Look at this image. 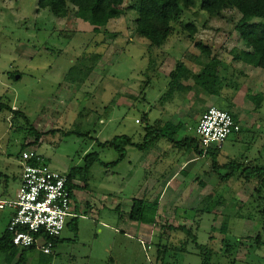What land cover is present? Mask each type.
<instances>
[{
  "label": "rangeland",
  "instance_id": "rangeland-1",
  "mask_svg": "<svg viewBox=\"0 0 264 264\" xmlns=\"http://www.w3.org/2000/svg\"><path fill=\"white\" fill-rule=\"evenodd\" d=\"M189 1V9L181 4L182 21L200 26L196 41L217 45L215 67L224 83L220 97L199 87L202 94L195 96V106L184 103L189 112L178 117L177 102L164 100L170 99L168 70L178 60L187 64V51L200 53L179 23L173 24V34L161 48L150 49L149 41L135 33L139 0H126L119 8L120 18L109 23V35L96 34L72 13L57 18L48 8L40 9L38 0H0V102L23 114L0 109V198H17L24 148L37 151L62 173L83 167L85 156L92 152L101 161L90 170L88 188L76 192L80 216L73 207L74 216L67 218L52 254H42L40 243L25 254L23 264H204L206 260L208 264H264V190L256 191L264 169V94L257 96L264 93V75H243L238 69L242 61L236 57L245 45L235 30L241 17L237 10L208 20L200 10L202 0ZM91 54L102 58L77 86L75 80L85 70L80 59ZM205 64L200 61L197 72ZM12 73H17L14 78ZM189 83L197 86L192 79ZM213 101L240 117L238 139L231 135L218 150L217 172L210 156L191 161L187 183L168 191L166 210L152 225L153 236L139 235L123 220L131 205L123 203L121 212L115 207L132 196L144 198L146 173L164 176L198 157L195 124ZM155 120L162 123L150 127L145 144L146 129ZM33 128L42 135L39 145ZM123 135L145 145L144 149L128 147L127 159L114 167L103 165L118 160L120 154L110 147L100 148L97 140ZM147 153L163 155L151 169H138ZM231 163L239 168L231 180L223 181L221 177L232 171ZM210 172L214 175L203 189L195 179H208ZM76 183L83 186L78 178ZM158 187L160 193L163 184ZM191 193L194 197H188ZM149 199L147 194L145 200ZM9 213V208L0 210V238ZM179 225L186 227L177 229ZM21 251L0 250V264H16Z\"/></svg>",
  "mask_w": 264,
  "mask_h": 264
},
{
  "label": "trees",
  "instance_id": "trees-1",
  "mask_svg": "<svg viewBox=\"0 0 264 264\" xmlns=\"http://www.w3.org/2000/svg\"><path fill=\"white\" fill-rule=\"evenodd\" d=\"M125 1L126 0H38V6L40 9L48 8L55 17L60 19H65L70 15V13H72L77 19L90 24L93 27V32L96 34L104 31L105 34L109 35V31L107 29L108 25L112 19L120 18L119 8L124 5ZM182 2L186 9L190 8L191 3L189 0H139L136 9L137 18L135 21V33L149 41L150 49L161 48L173 34V24L178 23L180 24L183 32H187L188 37L195 42L200 33V26L194 22L185 23L182 21L184 15V11L181 8ZM200 10L208 15V20L222 17L223 12L225 11L237 10L241 14V17L235 26V30L238 33L239 40L244 43L245 50H242L236 59L238 61H242L246 65L264 71V0H202L200 3ZM256 19L257 21H255ZM202 26L206 28L208 26V22H205ZM195 47L199 49L200 53L198 55H193L187 51L184 56L187 59V64L183 61H179L176 68L170 73L172 82L170 83L167 93L169 98H171L177 91L186 90L187 87L184 86L182 82H188L191 79L195 82V85L203 87L211 95L220 97L224 79L220 78L217 73L218 71L215 67V63L218 59L215 56L213 57V49L211 46H206L203 42H196ZM188 56H192V58H188ZM101 58V54H91L80 59V63L82 67L84 65L85 70H79L81 71V76L79 80H75L77 86H80L87 79ZM200 61H206V64L202 68L201 72H197L196 67L200 65ZM16 74L17 73H12L11 77L14 78ZM20 78L21 74H19V79ZM257 96H263V94L259 93ZM258 105L259 103L256 106L258 107ZM0 109H7L8 111L14 112L16 115L23 116L20 112L12 110L10 106L1 102ZM227 111L232 114L236 121L235 113H232V110ZM32 131H34L37 135L35 143L36 145H39L38 141L42 135L37 133L34 128ZM149 134L150 133L147 132L145 135V144L149 143ZM161 135L162 134H159L158 136ZM187 140L188 138L184 141L185 144L187 143ZM96 143L100 148L110 147L120 154L118 160L109 164L102 163L107 167H114L122 162L127 156L128 147H136L140 149H144L145 147V145L134 143L130 137L125 135L116 136L112 140L105 142L97 140ZM196 145V152L203 155V150L199 144V140H196ZM25 149L26 148H24V150ZM218 150L220 149L210 150L206 155L212 158V165L215 172H217L220 167L217 162ZM84 161L85 164L83 167L73 168L67 173L68 183L73 192L88 188L90 170L95 163L101 162L99 154L96 152L87 154ZM228 165H230V163ZM238 168V166L231 163L232 171L227 173L225 176H222L221 179L223 181L231 180L235 176ZM77 178L81 181V183H83V186L76 183ZM245 178L251 179L253 177L245 176ZM263 190L264 169L260 171L258 175V187L256 188V191L258 192ZM74 198L75 210L77 212L76 215L79 217L80 209L76 203V196ZM158 210L159 198L152 202L142 198L133 199L128 218L129 220L139 224L153 225L157 223ZM117 211L119 210L117 209ZM172 228L173 227L169 226V229ZM225 228L226 225L222 226V229ZM177 229L182 230L184 227L179 226ZM58 241L59 238L57 240H53V245L55 246ZM11 249L17 251V247L12 244L11 234L6 230L4 236L0 238V250L7 252ZM35 249H37L35 246L27 249H21L22 251L16 264H23L25 254ZM41 253L44 255H50L45 254L42 251ZM204 264H208V260H206Z\"/></svg>",
  "mask_w": 264,
  "mask_h": 264
},
{
  "label": "built area",
  "instance_id": "built-area-1",
  "mask_svg": "<svg viewBox=\"0 0 264 264\" xmlns=\"http://www.w3.org/2000/svg\"><path fill=\"white\" fill-rule=\"evenodd\" d=\"M194 130L206 156L210 150L221 149L231 135L241 131V126L229 111L210 106ZM21 161L22 186L16 200L0 198V210H13L6 230L15 247L27 249L42 243L39 250L51 254L53 240L61 237L67 218L74 216L71 211L76 192L70 188L67 173L53 170L37 151L24 150ZM141 243L151 248V244Z\"/></svg>",
  "mask_w": 264,
  "mask_h": 264
},
{
  "label": "crops",
  "instance_id": "crops-1",
  "mask_svg": "<svg viewBox=\"0 0 264 264\" xmlns=\"http://www.w3.org/2000/svg\"><path fill=\"white\" fill-rule=\"evenodd\" d=\"M209 26V25H208ZM196 42H199V41H196L192 44V46L195 47V43ZM242 43V42H241ZM206 45V44H205ZM206 46H209V45H206ZM216 46L215 44H212L211 47H212V54H213V57H217L218 59V56L217 54L215 53V49H216ZM210 47V46H209ZM197 53L195 52V55ZM198 55V54H197ZM179 61H182V60H178ZM177 66V64H176ZM238 69L241 70V74L243 75H248V76H257L259 74H262L264 75V71L261 70V69H258V68H254L252 66H249V65H246L242 62V64L238 65ZM176 68V67H175ZM174 67L172 69H169L167 72L169 74V77H170V73L175 69ZM182 84L184 86L187 87L186 90H182V91H177L175 92L174 94L176 95H173L170 99H164V100H172L173 102H177V105H178V109H179V114H178V117L180 116H185L187 115V112H189V108L188 109H185V106H183V104H188L187 107H190V105L195 102V96L197 97H201V94H202V89L199 88V86H193L188 82L186 81H183ZM170 87V86H169ZM264 94V93H262ZM163 100V101H164ZM165 102V101H164ZM196 103L192 104L191 107L195 106ZM212 105L211 106H215L214 105V101L211 103ZM210 106H207L204 111ZM202 115V114H201ZM235 117H236V121L240 124L241 126V123H240V117L235 113ZM199 118L198 117V120L195 124V126L197 125L198 121H199ZM156 122V123H155ZM162 122L161 121H158V120H155L154 121V124L153 126H148L146 130H150V127L152 128H156V126L160 125ZM149 130L147 132H149ZM241 132V131H240ZM239 132V133H240ZM150 133V132H149ZM238 133V134H239ZM147 134V133H146ZM238 134H233V136H235L234 138L235 139H238ZM150 135V134H149ZM149 137V136H148ZM110 141V140H109ZM133 141V140H132ZM153 144V143H152ZM158 144V143H157ZM128 149V148H127ZM148 155H146L145 157V161L141 164L138 165V169H151L154 165V163L156 161L159 160V158L163 155V153H147ZM166 154V153H165ZM198 157H191L190 158V162H184L183 164L179 165V166H176L174 168V170H172L171 173L169 174H166L164 176L160 175V176H154V174L151 172L149 173H146L145 174V186H143L142 188L145 187V189H143V195H144V198L146 197V195H150V201H154L155 199L159 198V210H158V215H157V221H158V217L160 216L161 212H163V210H166V207H165V202L167 201V197L169 196L168 194V191L169 190H173L175 189L174 188V185H176L178 188H182L183 185H185L187 183V179H186V175L187 174V168L189 167V164L191 163V161L194 163V162H197L200 158H207L208 156H203V155H200L199 153H196ZM43 156V155H42ZM128 157V153H127V156L125 159H127ZM45 158V157H44ZM124 159V160H125ZM47 160V159H46ZM123 160V161H124ZM49 163V162H48ZM121 163V162H120ZM131 164V163H130ZM151 171V170H150ZM186 172V174H185ZM213 172V171H212ZM210 172V177L208 179H204V180H201L200 178H196V182L199 183L200 186H203V189H206L207 186H209V181L212 179V174L214 175V173ZM183 174H185L184 176H182ZM133 176L131 177H127V180L126 179H123V180H126L127 183H129L131 180H132ZM21 179V178H20ZM209 180V181H208ZM125 181H123L124 183ZM162 183L163 184V188H162V191L159 193V184ZM125 184V183H124ZM188 187V186H187ZM186 187V188H187ZM184 188V189H186ZM157 191V192H156ZM159 193V194H158ZM156 194V196L154 195ZM141 195V194H140ZM191 196V197H194L193 194H189L188 197ZM133 199H140V198H137V197H134L132 196L131 198H126L123 202L119 203L115 209L119 210V212L123 211V203H125V205H131L132 207V203H133ZM189 199V198H188ZM166 200V201H165ZM189 202V200H187ZM187 202V203H188ZM129 203V204H128ZM130 208V207H129ZM131 208L128 210V215H129V212H130ZM13 214V210L10 209V213L8 215V223L11 219V216ZM128 215H127V219H123L124 222H129L128 223V226L131 227L135 232H138L139 235L141 236H153V232H152V225H148V224H139L137 222H133L131 220H129L128 218ZM181 226V225H179ZM172 227V226H171ZM182 227H186V226H182ZM41 252V251H40Z\"/></svg>",
  "mask_w": 264,
  "mask_h": 264
},
{
  "label": "water",
  "instance_id": "water-1",
  "mask_svg": "<svg viewBox=\"0 0 264 264\" xmlns=\"http://www.w3.org/2000/svg\"><path fill=\"white\" fill-rule=\"evenodd\" d=\"M16 78H19V76H17Z\"/></svg>",
  "mask_w": 264,
  "mask_h": 264
}]
</instances>
